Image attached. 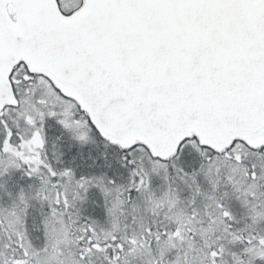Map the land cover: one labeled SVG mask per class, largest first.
Listing matches in <instances>:
<instances>
[{
	"label": "snow or ice",
	"instance_id": "snow-or-ice-1",
	"mask_svg": "<svg viewBox=\"0 0 264 264\" xmlns=\"http://www.w3.org/2000/svg\"><path fill=\"white\" fill-rule=\"evenodd\" d=\"M0 264H264V0H0Z\"/></svg>",
	"mask_w": 264,
	"mask_h": 264
}]
</instances>
